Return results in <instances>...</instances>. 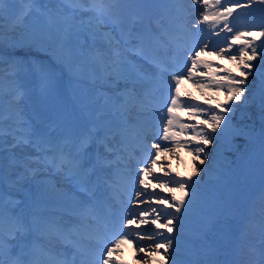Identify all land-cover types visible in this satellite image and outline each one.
<instances>
[{
	"label": "rangeland",
	"instance_id": "374dc122",
	"mask_svg": "<svg viewBox=\"0 0 264 264\" xmlns=\"http://www.w3.org/2000/svg\"><path fill=\"white\" fill-rule=\"evenodd\" d=\"M121 2L122 7L119 10V19L114 21V24L105 20V24L114 27L116 22L127 34L131 30L132 36L129 37L131 41L133 38V40H136V35L142 37L143 35L141 34L145 33V31L153 36L159 35L165 37L163 32L166 31V23L164 21L163 24L161 16L164 15L168 19H172L173 16H177L180 13H183L185 15L184 19L187 20L185 28L192 38V44L195 42L210 43V45L217 43L216 41L222 33L223 21L218 22L216 25H199L202 15L194 9L202 8V3L189 9L187 5L170 4L166 3L165 0H120ZM221 3L223 4V0H221ZM246 3H249L250 6L245 7ZM90 7V4L70 3L69 0H33L32 5L29 7L26 0H10L5 15L0 18V33L4 37V43L0 44V56L3 57V63H0V79H2L3 89L2 95H0V116L3 117L2 122H0V128H2V135H0V141H2L0 143V202H2L4 209V227L6 232L10 225L9 217H12L15 208L22 203L15 201L14 198L20 199V195L24 193H30L32 204L38 210L47 211L55 209L53 205L56 200H67L66 202H60L59 204L61 205L68 203L76 205L71 200L74 196L73 188L75 184L73 182L77 178H80L81 175L76 172L69 173L68 166L64 168L55 167L57 171H62V173L65 169L68 170V175H64L61 183L55 185L54 181L59 176L58 172L46 171L48 170L46 167L48 165H46L45 159L32 143L37 138L39 132H44L43 129L46 126L43 125V116H47L45 112L49 115L47 116L49 121H53L50 114L52 111L58 114L65 122L66 131L61 132L62 138H67L69 134L74 132L79 133V130L83 129L92 132L93 126L83 127L74 118L76 116L74 105H78L79 103L84 108H90L86 109L89 118L103 122L101 128L102 133H104L103 129L106 121L109 122L110 126H113V123L108 120L110 119L109 114L111 112L108 105H105V97H114L116 93L123 91L126 83V79L124 78H127L128 88H132L133 84L131 81L135 80L137 72L148 76L150 78L149 82L137 83L135 85L136 89L140 87L138 91L141 92L143 89L144 91L146 90L145 87L148 83H154L157 80L163 81L166 87L167 82L171 80V74L176 71L175 62L170 55V48L168 45H159L157 46V51L162 56V63L149 60L145 64L139 63L143 68L138 70L134 66L135 63L138 64V62H135L137 59L123 53V57H119L121 63L117 65L122 79L116 81L112 67V61L115 58L111 56V50L108 47L110 45L107 43V46L106 43L100 40V35L93 32V25L89 21L92 20L94 13L87 10ZM224 7L231 8L233 12L237 9L236 13L234 12L236 16L234 18L231 16L228 19V25L233 29L231 33H228V38L233 36L237 31L243 32L246 35L248 31H253L255 34V32L262 30L261 27L257 28L253 25L256 21L251 20L252 18L254 20L255 18L264 20V4L260 3V0H241L239 5L235 3V0H232L231 3L225 4ZM184 9H187V11ZM111 10L112 7L110 6L109 14L112 13ZM206 11H211L214 14L216 9L210 7ZM65 20L68 21L67 24L64 23ZM197 23H199L198 28L200 30L192 28V25ZM58 27L68 28V38L64 42L63 47L56 33ZM189 29L193 30L196 35H193V31L190 32ZM214 33H218V35ZM119 36L120 39H117L116 37ZM116 37L114 38L119 41V48L121 49L122 47L123 49L125 46L123 44L124 35L122 38L121 35H116ZM224 38L226 39V37ZM224 38L223 40L221 38V41L218 40V43H222L225 40ZM247 38L252 39V37ZM17 41L22 42L17 43ZM261 43L262 41L258 39L255 41V46L259 49ZM171 44L174 50L182 57L185 64L186 50L191 45L183 41L180 43L172 42ZM225 46L226 44L222 43L217 47ZM69 47L76 53L71 67L65 61V54ZM237 48L238 46L234 45L232 52L235 53ZM133 49L136 50V47L133 46ZM25 50L35 53H26L27 51ZM125 51H127L126 47ZM96 53L104 54L107 63H96L92 59ZM200 60L209 62L210 64L214 62V65H219L220 67L212 66L207 71H204L202 68L194 70L193 76L204 78V81H209V77H212L213 72L219 73V75H215L216 79H210L216 86L207 87L209 94L201 92L203 98H197L199 101H195L204 108V114L193 120L185 110L187 118L183 119V121L207 128L211 123L210 117L215 112L226 116L230 129L242 128L250 133V135L235 138L232 136H221L213 143L199 145L193 131L189 130L184 132V134L181 133L180 138L179 136L176 137L180 141H188L187 139H189L187 144L181 146L185 150L184 152L187 153V163L181 160V154L177 155V151H179L178 146L171 147L175 149L173 152L169 151L166 154V151H161L156 154L158 163L153 165V170L160 169L159 172L163 173L161 163H159L163 161L166 163L167 169L174 176L184 172V174H181L183 175L182 179L193 177L194 181H198L195 185L197 193L195 205L193 209L185 213V217H187L184 222H188L191 229L173 233L180 241V248L174 259L177 261V264H192L194 259L197 264H209L213 257L210 255V251L218 249L223 245L224 241L227 242L233 234L234 227L238 225L237 229L240 227V245L238 251L241 254L239 255L240 258L237 264H252L258 256L261 228L258 226V220L254 219L250 221V218L252 216L258 217L261 219L260 224L264 223V189L258 197L250 200L249 203L246 204L244 201L252 197L253 193L264 181V135H262V131H264V107H262L264 75L260 74L264 72V69L257 67L253 70L254 74L249 75L246 79L244 98L241 101L233 102L230 100V95L225 90V87L221 85L228 83V78L224 75L225 70L237 79H240V68H238L237 63L217 55L215 51L207 50L201 53ZM254 63L259 64V61ZM190 66L191 62L188 61L187 67ZM41 67L47 70L43 75L38 71ZM206 73H210L211 76L205 75ZM184 74L186 77V71ZM186 80L188 79L185 78L183 80L180 89L185 97H191L189 90H185V86L183 85ZM67 86L71 87L74 102L71 101L69 91L66 90ZM194 87L192 88L199 90L197 86ZM212 95L216 102H213L212 97L209 98ZM217 104L219 105L216 106ZM50 107L56 111L51 110ZM228 107H231L233 110L226 112L225 109ZM101 111L105 114L100 115ZM136 115V109H133V115L129 117V120L138 122L137 119L135 120ZM54 129L57 130V133L61 130L57 126ZM17 138H24L28 143H17ZM148 141L151 142V140ZM198 146L205 148L207 159H204L205 154H202L200 157L195 156L194 149ZM100 151L102 152L103 149ZM121 154L124 159L120 167L124 170L122 172V177L124 178L128 156L125 151ZM81 155L82 160H84L85 152L83 151ZM37 157L40 158L39 163L35 162V158ZM200 160H204V163L200 164ZM20 161H23L24 164L22 165ZM194 161L195 163L198 162V165ZM181 163L187 164L185 167L186 171L183 167H179ZM174 165H176V169H174ZM197 167H199L200 171L193 176ZM7 168L10 170L9 177L7 175L4 176L3 173ZM40 168L41 170H39ZM45 171L51 179L55 180L42 182L41 176ZM175 171H179L180 173L177 174ZM187 171L189 172L187 173ZM133 173L136 174V171L133 170ZM72 175L73 177H71ZM57 185L59 186L57 187ZM150 188H155V184H151ZM157 190L162 192L165 190L164 196L170 197L172 194L169 192L168 187ZM6 191L13 192L15 196L8 198ZM129 193L134 194V190H131ZM156 194L157 198L150 200L149 203L155 205L159 211L168 212L169 208L167 205L170 203V200L165 199L161 203L159 197L163 196V194ZM179 194V192L176 193V195ZM24 196L27 195L24 194ZM133 196L135 200V195ZM125 197L127 199V196ZM141 199H145V197H141ZM86 202L89 203L88 198ZM127 204L134 205L133 203ZM145 204L135 206H137L138 211L154 207L150 205L145 206ZM243 212L246 213L243 220L245 224L240 226L242 221L238 222V220H242V216L239 217V214L242 215ZM88 221L90 222L91 218L83 217L79 223L86 227ZM216 224L218 227H216ZM227 224L228 226H226ZM226 227H231L232 230L229 228L228 230L230 231H228ZM40 228H42L40 231L44 236L55 241L48 235L49 231L47 228ZM73 230L76 231L77 229ZM161 231L166 232V230ZM195 231L197 234H195ZM139 232L152 234L153 228L150 226L148 231ZM134 234L135 232H133ZM209 236L213 237L210 240V243L212 242L211 250L205 246L208 238H210ZM146 238L135 240L134 243L139 247L145 246L149 252V246L153 245L159 237H154L153 239ZM12 243L15 242L13 241ZM130 243L124 244V247L122 245L121 248H123L118 252H114L113 257L119 256L125 251L129 253V250H126L125 247V245H128L130 249L128 257L132 259L131 264H135L131 251L134 252L137 248L133 246V243ZM108 246H111V243ZM196 253L198 254L196 255ZM200 256H203L200 258L202 262H199ZM138 259L144 264H160L161 261L165 260V257L163 255H156L153 258L151 255H147L146 259H141L140 256ZM169 264H171V261H169Z\"/></svg>",
	"mask_w": 264,
	"mask_h": 264
},
{
	"label": "snow or ice",
	"instance_id": "6c2138e0",
	"mask_svg": "<svg viewBox=\"0 0 264 264\" xmlns=\"http://www.w3.org/2000/svg\"><path fill=\"white\" fill-rule=\"evenodd\" d=\"M69 2L87 3L91 5L87 10L93 12L94 16L89 23L93 25V32L99 33V35L110 45L111 56L115 58L112 61L115 79L116 81L121 80V73L117 67V65L121 63L119 61L120 51L117 47L119 41H116L110 33L100 32V27L104 24L105 17L109 14L110 6L116 3L117 0H69ZM165 2L182 6L187 5V8L189 9L202 3V8L194 9L195 11H199L202 15L200 24L211 22L213 25H216L218 22L223 21V28L221 31L224 29L230 33L233 31L228 25V18L233 15V10L224 7L225 4L231 3L232 0H223V4L221 3V0H165ZM9 3L10 0H0V18L5 15ZM26 3L30 7L33 0H26ZM235 3L239 5L241 0H235ZM260 3L264 4V0H260ZM244 6L249 7L250 4L246 3ZM210 7L216 9L214 14L210 15L206 11V9ZM184 10L187 11V9ZM64 23L67 24L68 21L65 20ZM260 27L262 30L255 32V34L253 31H248L246 35L243 32H235L233 36L226 38L225 47H217L216 45H210L209 43H193L191 47L186 50L185 67L178 68L171 74V80L167 82L164 90L147 89L142 93L138 92L135 85L142 82L147 83L150 78L137 72L135 80L131 81L133 84L132 88H128L127 78H124L126 79L125 89L116 93L114 97H105V105H108L111 114H119L124 125L135 128L134 134L137 138L138 147L140 148L142 155V159H138V165L142 166H138L136 174L131 177V183L134 186V195L136 198L131 203L136 205L149 203L150 200L157 198V189L168 187L169 192L172 193L171 196H160L159 199L161 200V203H163L165 199L170 200L167 207L173 211L165 212L162 215L156 207L141 209L138 212L131 211L127 207L122 208L120 210V230L103 242L102 246L95 251L87 264H117V261L112 259L113 253L118 252L122 245L130 242L137 248L138 253H144L145 248L137 246L134 241L144 239L145 237L149 239L159 237L153 245L149 246L148 255H151L153 258L156 255H163L165 260L161 261L160 264H169V261H171V264H177L174 257L180 248V241L175 235H173V233L179 232L182 229L183 221L186 218L185 213L189 212L195 205V198L197 195L195 185L198 181H194L193 177H188L187 179L175 178L172 173L168 171L166 163L163 161L159 162L163 169V175L154 173L153 165L158 163L156 154L161 151H169L173 145L183 146L187 144V141H180L176 139V137L189 130L193 131L195 139L199 145L213 143L221 136H232L235 138L238 136L250 135V133L242 128L230 129L229 123L226 121V116L215 112H213L210 117L211 123L207 128L181 120V118L176 115L178 109L182 108L186 110L193 120H195V118L204 114V108L194 100L190 102L189 100L182 98L180 95V85L183 80L187 78L188 80L197 83L198 86L215 87L216 84L211 80H209L208 83H205L204 78L193 76L194 70L202 68L204 71H207V69L213 66L209 62L200 60L201 53L206 50L215 51L217 55L235 61L238 68H240V79H237L225 70L224 75L228 78V83L222 84L221 86L225 87V90L230 95L231 101H241L242 98H244L247 77L253 75V70L257 67L264 69V25H261ZM192 28L200 30L197 24H193ZM56 33L60 44L63 47L64 42L68 38V28L58 27ZM214 34L218 35V33ZM127 35L128 37L132 36L131 30ZM247 37H252V39H248ZM135 38L141 40V42L143 41V37L137 36ZM258 39L262 41L259 49L255 46V41ZM20 42L22 41H17V43ZM125 42H127V38L125 39ZM3 43L4 37L3 34L0 33V44ZM234 45L238 46L235 53L232 52ZM140 52L146 61L150 60V57L143 49H141ZM75 55L76 53H74L71 47L67 48L65 61L69 67H71ZM92 59L99 64L107 63L104 54L101 53H96ZM188 61L191 62L190 67H187ZM256 61H259L258 65L254 63ZM0 63H3L2 56H0ZM216 67L220 66L216 65ZM38 71L42 75L47 72L43 67L39 68ZM185 71L187 73L186 77L184 74ZM260 74L264 75V72H261ZM212 75H219V73H213ZM172 81H174V83H172ZM2 90V79H0V95H2ZM155 93H159L158 98L150 99ZM262 107H264V97H262ZM133 109H136V119L138 122L140 120L139 113L145 111L155 112L158 117V122L155 124V142L150 146L148 144V137L151 135L150 128H144L140 126L139 123L137 125H128L129 117L133 115ZM232 110L231 107L225 109L226 112ZM104 114L105 113L101 111L100 115ZM2 119L3 117L0 116V122H2ZM95 131L96 128L93 127L92 132ZM103 131V136L94 138L91 134H84L75 139L71 137L65 138L62 144L57 143L55 145H53L50 137L41 134L37 136L32 143L38 152L45 153L43 157L45 160L49 159L46 153L51 150L55 154H58L55 158L59 159L61 165L68 166L69 172L79 173L80 163L77 158L88 147L93 139H95L98 146L96 162L92 169L84 171L83 175L85 181L87 180L88 175L98 167L102 170H111V175L114 181L119 182L122 178V172L124 171L120 165L124 159L121 153L126 151L127 129L110 126L109 122L106 121ZM0 135H2V128H0ZM262 135H264V131H262ZM117 137H119V139H117ZM0 143H2V141H0ZM17 143H28V141L24 138H17ZM65 147H68L70 151L72 149L75 150L72 159H69V156L65 153ZM100 149H103V151L101 152ZM194 154L196 157H200L202 154H205V148L202 146L195 147ZM207 158L208 157L205 154L204 159ZM35 162L39 163L40 158H35ZM20 163L22 165L24 164L23 161H20ZM199 163L203 164L204 160H200ZM198 171H200V169L197 167L193 176H195ZM153 183L155 184V188H152L150 191V185ZM177 192L180 194L176 195ZM141 197H145V199H141ZM107 211L108 214H111V209H108ZM94 213L95 209L85 208L81 215L85 218L97 220L98 215ZM161 220H163V223H159ZM9 222L10 226L6 232L4 227L5 214L2 202H0V264H35L33 261H26L23 259V256L26 254L24 239L29 232V224L26 223L22 217L10 216ZM133 224H135L137 229L142 225L151 224L154 226L153 233L148 234L135 231V234L133 235L134 229L129 228V226ZM178 225L181 227L178 228ZM47 229L53 237L57 239L63 238L61 229L54 223H49ZM161 230H166V232ZM13 241L15 243H12ZM109 243H111V246H108ZM14 248H19V252L15 255L13 254ZM140 258L146 259L145 256H140ZM53 264H68V261L56 259ZM72 264H75V261H73ZM192 264H196V262L193 261ZM252 264H264V225L261 227L258 257L252 262Z\"/></svg>",
	"mask_w": 264,
	"mask_h": 264
},
{
	"label": "bare ground",
	"instance_id": "6f19581e",
	"mask_svg": "<svg viewBox=\"0 0 264 264\" xmlns=\"http://www.w3.org/2000/svg\"><path fill=\"white\" fill-rule=\"evenodd\" d=\"M147 1V0H146ZM80 4H86V3H80ZM210 15L211 14H213L211 11H207ZM176 16V15H175ZM260 18H261V16H260ZM105 20H107V21H113L114 19H113V15H108V16H106L105 17ZM251 20H253V21H256V22H254L253 23V25L254 26H256L257 28L258 27H260V25H263L264 24V20H261V19H256L255 18V20L252 18ZM250 21V20H249ZM248 21V22H249ZM200 22V21H199ZM251 22V21H250ZM116 23V22H115ZM110 24V23H109ZM112 24H114V22L112 23ZM199 23H197V25H198ZM207 24H212L211 22H207V23H205V24H203V25H207ZM199 25H201V24H199ZM119 26V25H118ZM118 26H115V27H111L110 25H106L105 24V22H104V24H102L101 25V27H100V32H106V33H110L111 34V36L112 37H116V34L118 33V32H122V30L120 29V27H118ZM206 27V26H205ZM146 28V27H145ZM207 28V27H206ZM136 31V30H135ZM189 31L190 32H192L193 30H191V29H189ZM143 32H144V30H143ZM146 32V31H145ZM99 34V33H98ZM144 34V33H143ZM143 34H141V35H143ZM196 33L193 31V35H195ZM190 35V34H189ZM135 36V35H134ZM137 36H139V35H136V37ZM148 35H147V33L146 34H144V36H143V41L141 42V40H138V41H134V42H132V41H129V38H127V42H125L124 41V43L127 45V46H129V45H132V46H135L136 47V50H138L139 52H140V50L141 49H143L144 50V52H146L147 54H148V56L150 57V59H157L158 60V58H155V57H157L158 56V53H156V52H158L157 51V49L154 51H152V49H151V47L147 44V41H148V37H147ZM164 37V36H163ZM100 38L105 42V43H107L101 36H100ZM222 38V40H223V38L224 37H221ZM134 39V38H133ZM132 39V40H133ZM225 39V38H224ZM115 40L116 41H118L116 38H115ZM137 40V39H136ZM167 40V39H166ZM211 40V39H210ZM177 41V40H176ZM208 41V40H207ZM212 41H213V39H212ZM213 42H215V40L213 41ZM212 42V43H213ZM122 43V42H121ZM217 43H218V41H217ZM217 43H213L214 45H216L217 46ZM210 44V43H209ZM221 44V43H220ZM212 45V44H211ZM117 47L119 48L120 46H118L117 45ZM120 49V48H119ZM159 50V49H158ZM120 51V58L121 57H123V53H124V55H129V56H131V57H133L134 59L136 58L137 60L135 61V62H138V64L137 63H135L134 64V66L137 68V70L138 69H142L143 68V66H140L139 65V63L140 64H145V62L142 60V58L141 57H139L138 55H136V54H134L133 52H127V51H125V46L123 47V49H122V47H121V49L119 50ZM212 58V57H211ZM182 62L184 63V61L182 60ZM211 62H212V60H211ZM257 62V61H256ZM212 65L213 66H216V65H214V62H212ZM258 65V64H257ZM145 67V66H144ZM234 67V66H233ZM210 69V68H209ZM141 71V70H140ZM201 71V70H200ZM143 72H144V70H143ZM213 73H216V72H213ZM212 73V74H213ZM205 75H210L211 76V74L209 73H206ZM166 76V75H165ZM163 77V76H162ZM160 78V77H159ZM208 78V77H207ZM212 79H216V77H215V75H212V77H211ZM210 77H209V80L211 79ZM164 79V78H163ZM207 81L208 80H206V81H204L205 83H207ZM184 86H185V90H189V94H190V96H191V98H194V99H196V98H203V96H201V92H206V93H208L209 91H208V89H207V87H205V86H198L197 85V83H195V82H193V81H191V80H186L185 82H184V84H183ZM140 86H142V85H140ZM194 86H197L198 88H199V90H196V89H193L192 87H194ZM143 87V86H142ZM138 88H140V87H137V91L139 90ZM195 88V87H194ZM145 89L147 90V89H161V90H164L165 89V84L163 83V82H161V80H157L155 83H148L147 85H146V87H145ZM139 92V91H138ZM142 92H144V89L141 91V93ZM211 92V91H210ZM187 93V92H186ZM188 94V93H187ZM205 94V93H204ZM209 94V93H208ZM216 94V93H215ZM158 96H159V93H155L152 97H150V99H156V98H158ZM194 96V97H193ZM206 96V95H205ZM217 96V95H216ZM210 97H214L213 95L212 96H209V98ZM191 98H189V99H187V100H191ZM186 99V98H185ZM197 102V101H196ZM213 102H216V100L213 98ZM205 104V103H204ZM219 104H217L216 106H218ZM209 106H210V104H209ZM211 107V106H210ZM206 111V110H205ZM140 114V113H139ZM178 114V115H177ZM118 116H119V114H117ZM117 115H114V116H111L110 117V119L112 120V123H114L116 126H118V127H120V128H126V129H128L127 130V132H128V134L130 135V136H132V137H134L135 139H137L136 138V136H135V134H134V132H135V128H133V127H129V126H126V125H124L123 123H122V121H121V118L120 117H117ZM176 115L177 116H179L180 118L182 117V116H185V113H184V109H178L177 110V112H176ZM139 117H140V120H139V122H133V120L132 121H130V120H128V125H137L138 123H139V125L140 126H142V127H144V128H150L151 129V135H149V136H152V138H151V140H152V142L149 144V142H148V144H149V146L152 144V143H154L155 142V132H156V130H155V124L158 122V117H157V115L155 114V112H152V111H145V112H142V114H140L139 115ZM191 118V117H190ZM108 119V118H107ZM110 119H108V120H110ZM135 120H136V118H135ZM88 131H90V130H88ZM91 134V133H90ZM184 134V133H183ZM92 135V134H91ZM93 136V135H92ZM95 137H97V136H95ZM181 137V134L179 135V138ZM185 138H187V137H185ZM177 139V138H176ZM179 140V139H178ZM188 141H189V139H187ZM187 141V142H188ZM190 142H192V141H190ZM163 143V142H162ZM91 144L92 145H94L95 144V139H93V141L91 142ZM173 146H176V145H173ZM173 146H171V147H173ZM184 146V145H183ZM179 147V151H177V155H182L181 156V160L183 161V162H186L187 163V153H185L184 151L185 150H183L182 148H181V146H178ZM173 150H175V149H173V148H170V150L169 151H172L173 152ZM176 150H177V148H176ZM169 151H166V154L169 152ZM176 153V152H175ZM174 154V153H173ZM190 154V153H189ZM170 155V154H169ZM168 156V155H167ZM177 157V156H176ZM191 158V157H190ZM196 158V157H195ZM90 160H95V155H91L90 156V158H88V160H87V162H86V164L90 161ZM192 161V160H191ZM181 162V161H180ZM194 163H195V161H194ZM193 164V163H192ZM195 164H197L198 165V162L197 163H195ZM44 165H45V163H44ZM187 165V164H186ZM186 165H184L183 163H181V166H179V167H183V169H185V171H186ZM191 165V164H190ZM196 165V166H197ZM175 166V168L174 169H176V165H174ZM44 167V166H43ZM47 167V166H46ZM190 167V166H189ZM199 168V167H198ZM44 169H45V167H44ZM53 170V169H55L52 165H49L48 166V170ZM63 169V168H62ZM39 170H41V168L39 169ZM48 170H46V171H48ZM66 170V169H65ZM85 170H88V168L86 167V165L83 167V169L81 170L83 173H84V171ZM173 170V169H172ZM45 171V173L43 174L42 173V176H41V178H42V182H44V181H51V180H55V179H51L50 177H49V175H48V173ZM154 171V173H156V174H161V175H163V173L162 172H159L160 171V169L159 170H153ZM169 171V170H168ZM42 172V171H41ZM62 172V171H61ZM175 172H177V174H179L180 172L179 171H175ZM189 171H187V173H188ZM4 173V176H6L7 175V177H9L10 176V170L7 168L6 169V171L5 172H3ZM70 173V172H69ZM60 175H62L61 173H59ZM94 174H96V179L97 180H94V179H92V177L94 176ZM181 174H184V172L183 173H181ZM181 174H179V175H181ZM186 174V173H185ZM191 174V173H190ZM64 175V174H63ZM173 175V174H172ZM179 175H177V176H174L175 178H177V179H181V178H183V175H181V176H179ZM187 175V174H186ZM71 177H73V175L71 176ZM70 177V178H71ZM185 177H188V176H185ZM56 178V177H55ZM63 178V176L61 177V176H58V178H56V180L54 181L55 182V185L57 184V183H61V179ZM107 178H109V177H105L104 175H103V173L98 169V171L95 173V172H92L91 174H89L88 175V177H87V180L85 181V179H84V175H82V177H80V179H77L76 181H75V186H74V188H73V191H74V200H76L77 201V199L79 198V196H81V195H84V194H90V195H94L96 192H97V189L96 188H94V186H95V183L97 182V183H99V187H101L103 184L104 185H106V179ZM111 178H113V177H111ZM208 178V177H207ZM210 178V177H209ZM69 179V178H68ZM65 181V180H64ZM264 182V181H263ZM43 184V183H42ZM50 184V183H49ZM73 184H74V182H73ZM130 185H132V183L130 184ZM47 186V185H46ZM59 185H57V187H58ZM56 187V186H55ZM71 187H73V186H71ZM70 187V188H71ZM43 189V188H42ZM72 189V188H71ZM82 189H83V191H84V193L82 194L81 192H82ZM151 189V188H150ZM165 191V190H164ZM164 191L162 192V191H159V190H156V193H160V194H164ZM167 191V190H166ZM119 195L121 194V193H118ZM169 194V193H168ZM167 194V195H168ZM159 195V194H158ZM164 196V195H163ZM251 198L252 197H250L249 199H247V200H245L244 201V203H249L250 202V200H251ZM81 200V199H80ZM208 200V199H207ZM127 201H130V200H127ZM68 204H70V205H73L72 203H68ZM134 206V205H133ZM141 207V206H140ZM159 207V206H158ZM244 207V206H243ZM127 208H129L131 211H134V212H138L137 210H136V208L135 207H127ZM165 208V207H164ZM193 209V208H192ZM141 210V209H140ZM158 210V209H157ZM163 210V209H162ZM159 211V210H158ZM168 212H171V210H169ZM199 213V212H198ZM161 214L163 215L164 213H162L161 212ZM200 214H201V212H200ZM245 212H243L242 213V215H240L239 214V217H241L242 216V220H240L239 218V220H238V222L239 221H242L241 222V225L240 226H242V225H244L245 223L243 222V220H244V218H245ZM199 216V215H198ZM204 216V215H203ZM229 216V215H228ZM187 217V216H186ZM199 218V217H198ZM204 218H206V217H204ZM208 218V217H207ZM220 218V217H219ZM235 218V217H234ZM189 219V218H188ZM203 220V219H202ZM219 221H221V220H219ZM218 221V222H219ZM227 221H229V220H227ZM159 222H163V220H161V221H159ZM216 223H217V221H215ZM214 222V223H215ZM198 223V222H197ZM232 223V222H231ZM184 224H188V222H184L183 221V225ZM194 224V223H193ZM207 224V223H206ZM206 224H204V225H206ZM65 226H63L62 225V227L63 228H65V230H67V231H69V232H71V233H73V235L77 238V235L75 234V230H71V228H69L68 226H66V224H64ZM212 225V224H211ZM217 225V224H216ZM149 227L151 226L152 228H154V226L153 225H151V224H149L148 225ZM178 226H180V225H178ZM208 226V225H207ZM226 226H228V224L226 225ZM233 226H235L234 224H233ZM131 227H136L135 226V224H133ZM216 227H218V225L216 226ZM237 227H238V225H236L235 227H234V231L232 232L233 234H232V236H230L229 237V239L227 240V242L226 241H224L223 242V245H221L218 249H216V250H214V251H210V255H212L213 257H212V261L209 263V264H237L238 262H239V258H240V254H241V252L240 251H238L239 250V245H240V243H239V239H240V234H239V231H240V227L237 229ZM147 226L146 225H142L140 228H138V229H136V231H138L139 229H144V230H147ZM208 228H209V226H208ZM211 228V227H210ZM227 228V227H226ZM231 229V227H228L226 230H228V229ZM237 229V230H236ZM211 230V229H210ZM225 230V231H226ZM232 230V229H231ZM224 231V232H225ZM228 231H230V230H228ZM62 232V234H64V232L63 231H61ZM207 232V231H206ZM214 232V231H213ZM195 234H197L196 233V231H195ZM227 234H229V233H227ZM208 235H210V234H208ZM230 235V234H229ZM213 236V235H212ZM210 238H208V241L205 243V246L206 247H208L209 245H211L212 244V242L210 243V240H212V238L213 237H211V236H209ZM227 237V236H226ZM147 239V238H146ZM215 240V239H214ZM153 241V240H152ZM226 242V243H225ZM146 243H147V241H146ZM58 244H60V246H57V245H54V247H56V249H58L59 251H65V246H61V245H68L69 246V248L68 249H72V244L73 243H71V242H69L68 240L66 241L65 239H64V235H63V238H60V239H58ZM128 244V243H127ZM131 244V243H130ZM150 244V243H149ZM145 245V244H144ZM123 247H124V245H123ZM122 247V248H123ZM125 247H126V250H129V253L128 252H123V254L121 253V255H120V257L119 258H117V257H113L112 259L113 260H115V261H117V264H131V263H129L130 262V258H128V254H130V249H129V247H128V245H125ZM122 248H120V250L122 249ZM130 248H131V246H130ZM144 248H145V246H144ZM209 250H211V248L209 249ZM244 250V249H243ZM200 251V250H199ZM208 251V250H207ZM76 253H77V255L79 256V258H80V261H81V263L82 264H87V262H88V260L90 259V257L88 256V255H83L80 251H75ZM198 252V251H197ZM201 252V251H200ZM200 252H198V253H200ZM206 252V251H205ZM243 252V251H242ZM120 253V252H119ZM119 253H118V255H119ZM128 253V254H127ZM198 253H196V255L198 254ZM202 253V252H201ZM200 253V254H201ZM131 254L133 255V259L135 260L134 261V263L135 264H144V263H142V262H140V260L138 259L139 258V256H145L146 258H147V255H148V250L145 248V252L144 253H138V251L137 250H135L134 252H132L131 251ZM205 255H206V253H204ZM208 254V253H207ZM204 255V256H205ZM209 255V256H210ZM130 256V255H129ZM150 256V255H149ZM218 256V257H217ZM203 257V256H202ZM201 256L199 257V262H202V261H200V258H202ZM207 257V256H206ZM220 257V258H219ZM258 257V256H257ZM185 258V257H184ZM196 258V257H195ZM205 258V257H204ZM203 258V259H204ZM48 260H50V258H47ZM189 259H190V257H189ZM198 259V258H197ZM82 260H86V261H82ZM132 260V259H131ZM147 261V260H146ZM194 261H195V259H194ZM192 262V261H191ZM190 262V263H191ZM206 262V261H205ZM209 262V261H208ZM71 264H72V262H71ZM146 264V263H145ZM196 264H197V262H196ZM200 264V263H199ZM207 264V263H206Z\"/></svg>",
	"mask_w": 264,
	"mask_h": 264
}]
</instances>
